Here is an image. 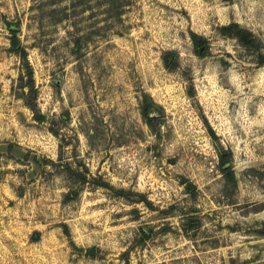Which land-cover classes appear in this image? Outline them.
Returning <instances> with one entry per match:
<instances>
[{
	"label": "rangeland",
	"instance_id": "rangeland-1",
	"mask_svg": "<svg viewBox=\"0 0 264 264\" xmlns=\"http://www.w3.org/2000/svg\"><path fill=\"white\" fill-rule=\"evenodd\" d=\"M263 57L264 0H0V264H264Z\"/></svg>",
	"mask_w": 264,
	"mask_h": 264
},
{
	"label": "trees",
	"instance_id": "trees-1",
	"mask_svg": "<svg viewBox=\"0 0 264 264\" xmlns=\"http://www.w3.org/2000/svg\"><path fill=\"white\" fill-rule=\"evenodd\" d=\"M11 34H12V38H11V45H12V47H17L18 48V40H17V38H16V36H15V32L14 31H11ZM194 43L196 44V46L198 47V49H202L203 48V41L201 40H199V41H194ZM22 53H24L23 52V50H20ZM263 59H264V57H263ZM263 63H264V60H263ZM142 114H143V117L146 119V121L148 122V123H150V122H152V120H154L155 118L154 117H151L150 116V113H149V111L148 110H146V109H143L142 110ZM228 159H229V157L227 156V155H220L219 156V164H220V169H221V171L225 174V178H226V185L227 186H230V185H232V186H234V176H233V172L231 171V169L228 167V168H224V166L228 163ZM144 234V236H146V234L145 233H143ZM261 236H263L264 234H260Z\"/></svg>",
	"mask_w": 264,
	"mask_h": 264
},
{
	"label": "flooded vegetation",
	"instance_id": "flooded-vegetation-1",
	"mask_svg": "<svg viewBox=\"0 0 264 264\" xmlns=\"http://www.w3.org/2000/svg\"><path fill=\"white\" fill-rule=\"evenodd\" d=\"M203 49V48H202ZM202 49H199V52H201L202 51Z\"/></svg>",
	"mask_w": 264,
	"mask_h": 264
}]
</instances>
